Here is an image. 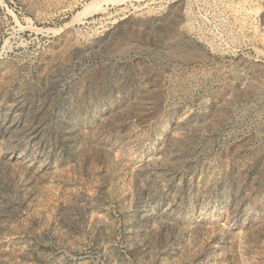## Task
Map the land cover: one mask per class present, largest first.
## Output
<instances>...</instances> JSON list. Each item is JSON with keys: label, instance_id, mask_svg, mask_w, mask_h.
<instances>
[{"label": "rangeland", "instance_id": "374dc122", "mask_svg": "<svg viewBox=\"0 0 264 264\" xmlns=\"http://www.w3.org/2000/svg\"><path fill=\"white\" fill-rule=\"evenodd\" d=\"M0 264H264V0H0Z\"/></svg>", "mask_w": 264, "mask_h": 264}, {"label": "bare ground", "instance_id": "6f19581e", "mask_svg": "<svg viewBox=\"0 0 264 264\" xmlns=\"http://www.w3.org/2000/svg\"><path fill=\"white\" fill-rule=\"evenodd\" d=\"M237 4H238V3H237ZM94 6H95V5H94ZM235 7H237V6H235ZM237 8H238V7H237ZM242 8H243V7H242ZM227 9H228V8H227ZM246 9H247V8H246ZM240 10H241V9H240ZM253 10H254V9H253ZM250 11H251V10H247V11L244 12V14H248V13L250 14ZM232 12H233V10H232ZM238 12H239V11H238ZM241 12H242V10H241ZM251 13H252V11H251ZM249 14H248V15H249ZM248 15H247V16H248ZM249 17H250V16H249Z\"/></svg>", "mask_w": 264, "mask_h": 264}]
</instances>
